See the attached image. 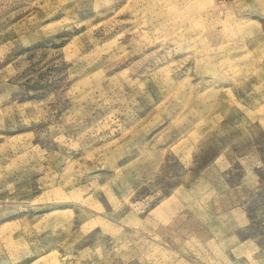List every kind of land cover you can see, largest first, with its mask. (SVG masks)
I'll return each mask as SVG.
<instances>
[{"label": "rangeland", "instance_id": "1", "mask_svg": "<svg viewBox=\"0 0 264 264\" xmlns=\"http://www.w3.org/2000/svg\"><path fill=\"white\" fill-rule=\"evenodd\" d=\"M0 264H264V0H0Z\"/></svg>", "mask_w": 264, "mask_h": 264}]
</instances>
